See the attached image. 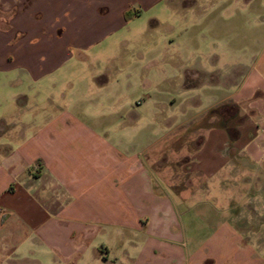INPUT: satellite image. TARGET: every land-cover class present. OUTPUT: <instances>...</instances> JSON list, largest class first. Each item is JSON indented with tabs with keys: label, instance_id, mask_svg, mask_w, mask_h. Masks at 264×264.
<instances>
[{
	"label": "crops",
	"instance_id": "1",
	"mask_svg": "<svg viewBox=\"0 0 264 264\" xmlns=\"http://www.w3.org/2000/svg\"><path fill=\"white\" fill-rule=\"evenodd\" d=\"M227 1L210 0V8ZM153 8L200 10L172 0H0V97L26 98L25 88L14 89L24 79L43 100L39 117L0 112L8 145L0 146V264H264V39L244 58L240 85L223 91L219 55L188 50L182 33L144 40L143 54L126 57L120 30L146 10L157 22ZM151 25L145 20L144 31ZM73 57L90 74L61 75ZM128 57L141 90L135 104L156 111L150 125L162 119L175 132L224 104L236 116L205 125L195 140L174 133L146 156L171 133L131 150L141 138L127 132L140 122L119 112L130 97ZM101 64L108 72L95 70ZM194 77L199 88L187 82ZM60 90L64 106L54 97ZM193 91L199 110L185 116L193 103L184 94ZM97 104L112 110L96 114Z\"/></svg>",
	"mask_w": 264,
	"mask_h": 264
},
{
	"label": "rangeland",
	"instance_id": "2",
	"mask_svg": "<svg viewBox=\"0 0 264 264\" xmlns=\"http://www.w3.org/2000/svg\"><path fill=\"white\" fill-rule=\"evenodd\" d=\"M177 3V6L180 7H191L197 6L200 10L195 13H189L185 15H177L167 13L165 10L163 11L161 8H153L154 11L158 12L155 14L157 17V22L149 20L147 18L151 10L143 11L142 14L133 20L130 24L124 26L120 32L119 37L122 39L128 40L127 44L129 48L128 51L125 52L126 57L130 55V51L132 50L135 54H143L144 51L140 49V45L144 40L150 38H161L162 35H173L177 38L179 33L181 37L179 39H188L191 43V46L188 47V50H198L202 51L204 54L206 51H211L212 54L217 53L220 59L216 62L219 66L217 71L227 74V77L223 79L222 89L223 91L230 90L232 88L238 87L240 82L242 81L245 72H246V62L245 59L254 49H257V42L261 43L264 39V7L262 4L257 3V5H246L242 0L239 2H233V0H228L226 3L221 4L219 7L210 8V0H172ZM264 0H257V2H263ZM224 8V9H223ZM147 18V19H146ZM145 20L150 23L152 26V30L144 31V22ZM161 40V39H160ZM254 41L255 46H248L247 44ZM260 47V46H259ZM161 49V45L159 46ZM251 48V49H250ZM75 49H73L74 51ZM75 52V51H74ZM188 51H184L187 53ZM76 53V52H75ZM75 57L66 62L62 68L59 69V73L61 75L68 74L71 76H77L78 73L90 74L91 68L87 63H82L79 66H74V63L71 62ZM129 58V59H128ZM126 62H131V73L129 77L130 83L127 86L128 97L126 100V105L119 112L121 114H125L127 118L130 116L137 117L140 122L139 125H136L128 130V135L138 136L141 138V142L130 143V149L139 151L144 144L146 145L151 139H154L160 135L165 133H171L165 138H161L160 140L154 142V144H149L144 149V156L153 153L154 151L160 150L165 145L169 144L170 137L175 133H182L185 137H189L191 135L192 140H195V137L201 134V128H203L207 124L214 123H230L231 117H235L232 113V108L230 104H225L222 106H218L209 110H206L202 114L198 115V120L191 122L190 124L183 125L179 127L175 132H168L167 130L170 128L164 120L160 119L159 126H152L149 123L152 115L156 113V111H149L148 114L145 112L140 113L139 108L135 104L134 100L140 98V88H137L135 74V70L137 68V64L133 63V59L128 57ZM198 59H194L190 66L199 67ZM104 64L99 65L97 70L103 72H108L104 69ZM112 72V68L110 69ZM219 72H216L219 74ZM2 77L0 76V88H7L5 83L2 81ZM21 81L16 80V84L14 85V89H26V98L23 95H15L14 101L10 100L9 94L6 98L0 97V112H3L4 109L13 108V116L16 114L18 117H21V114L33 113L36 117H39L40 110L38 109V105L43 102L42 95L40 96L37 89L36 84H27V80L21 79ZM61 80L60 78L58 79ZM192 82L197 84L196 88H199L198 85L199 78L194 77L187 82ZM58 84V83H57ZM60 88L67 87L66 81L59 85ZM194 88V87H192ZM178 92H181L183 89L181 87L177 88ZM194 91L188 94H184L186 97L188 95L191 97L190 100L193 104L189 110L184 111V115L196 113L199 110V103L197 99L199 95L194 96ZM218 95V93H217ZM54 97L57 99V102L64 106L67 102V92L66 90H60L54 93ZM203 97V96H202ZM46 101V100H45ZM47 103H52L48 101ZM87 103V102H82ZM195 103V104H194ZM96 104V103H95ZM203 104V100H202ZM96 114H101L103 111L112 110L108 105L99 106L95 105ZM137 113L139 115H137ZM167 113V111H166ZM85 117H88L86 112L84 113ZM83 116V117H84ZM158 117L164 118L166 116L165 112H158ZM182 116V115H181ZM181 116H178L181 118ZM102 128V127H99ZM199 133V134H198ZM0 146H8L5 142L0 143ZM227 198V197H226ZM225 209L229 208L227 205V200L223 198V205ZM228 212V211H227ZM225 212V213H227ZM32 257H40L39 254H35ZM53 260L48 259V263H51Z\"/></svg>",
	"mask_w": 264,
	"mask_h": 264
},
{
	"label": "trees",
	"instance_id": "3",
	"mask_svg": "<svg viewBox=\"0 0 264 264\" xmlns=\"http://www.w3.org/2000/svg\"><path fill=\"white\" fill-rule=\"evenodd\" d=\"M125 16L127 17L128 16V14H127V12L125 13ZM225 105V104H224ZM232 106V105H231ZM234 106V105H233ZM233 108V107H232Z\"/></svg>",
	"mask_w": 264,
	"mask_h": 264
}]
</instances>
